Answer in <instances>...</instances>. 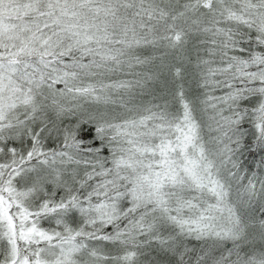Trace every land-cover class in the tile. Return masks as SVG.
<instances>
[{
  "label": "snow or ice",
  "instance_id": "snow-or-ice-1",
  "mask_svg": "<svg viewBox=\"0 0 264 264\" xmlns=\"http://www.w3.org/2000/svg\"><path fill=\"white\" fill-rule=\"evenodd\" d=\"M0 264H264V0H0Z\"/></svg>",
  "mask_w": 264,
  "mask_h": 264
}]
</instances>
